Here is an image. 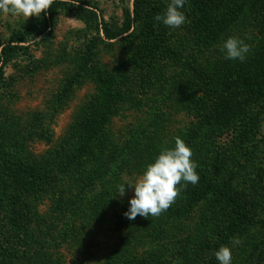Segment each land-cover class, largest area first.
Masks as SVG:
<instances>
[{
  "label": "rangeland",
  "instance_id": "374dc122",
  "mask_svg": "<svg viewBox=\"0 0 264 264\" xmlns=\"http://www.w3.org/2000/svg\"><path fill=\"white\" fill-rule=\"evenodd\" d=\"M243 1L236 19L204 49L185 0L178 10L186 22L169 28L157 21L161 40L143 52V20L132 19L128 31L109 40L101 30V22L109 31L125 25L123 9L131 0H70L57 9L42 40L8 59L0 89V146L8 152H0V264H219L214 253L221 245L230 248L231 264H264V98L223 92L207 99L213 113L202 118L193 116L187 101L200 95L193 80L200 83L203 77L235 73L264 80V0L214 2L227 8ZM152 2L163 15L171 0ZM27 20L1 11L0 42ZM94 36L99 38L84 66V45ZM229 36L249 45L244 61L221 52ZM140 55L154 58L153 66L146 69ZM191 65L196 70L190 71ZM107 75L115 82L121 75L124 82L122 96L111 104L104 103L100 81ZM234 109H241L245 121L207 132L216 116L230 118ZM101 117L93 139L109 144L100 147L92 139L87 160L66 165L64 154H55L62 139L72 131L75 138L89 140ZM249 125L251 139L243 142L240 133ZM138 136L142 145L135 152L131 141ZM177 136L191 148L203 176L235 190L251 223L229 227L231 210L211 196L187 207L199 185L184 182L178 185L180 196L160 216L129 220L124 215L134 192L125 183L121 197L118 187L126 178L134 181L160 147H174ZM17 152L37 170L30 189L21 185L32 208L14 225L9 196H19V188L13 189L5 172L7 159ZM10 248L14 251L7 254Z\"/></svg>",
  "mask_w": 264,
  "mask_h": 264
},
{
  "label": "trees",
  "instance_id": "16d2710c",
  "mask_svg": "<svg viewBox=\"0 0 264 264\" xmlns=\"http://www.w3.org/2000/svg\"><path fill=\"white\" fill-rule=\"evenodd\" d=\"M70 1V0H69ZM65 0H54V3L52 6L46 11L42 12L39 17L33 16L27 21H25L22 25L19 26L18 29H16L10 36L9 40L7 42H0V89L3 87V67L5 66L8 59L12 56H14L17 52L24 50L27 45L31 44L32 42H35L37 40H42L45 33L48 31V28L50 26V23L52 21L53 15L57 11V9H60L61 7L71 5L72 3ZM153 0H131L130 6L126 5L123 9L124 14V20L125 25H123L120 29L109 31L108 27L101 22V30L103 32L104 39H113L120 35L121 33H124L128 31L130 28V21L132 19H135L138 23H140L142 20L144 30H145V36L146 38L144 43L143 52L148 51L147 47H153L156 46L155 41L161 40V37L155 33V28H159V22L155 19L157 16L156 10L154 8V4L152 2ZM215 0H190V6H191V17L193 19V22L195 24L194 30H195V36L199 39L201 46L203 45L204 49H208L212 46L214 41H216L219 37V35L224 31V29L233 22L236 17L240 14L242 11L245 2L241 5L236 4L233 6H229L227 8H221L219 4H215ZM222 1V0H221ZM225 1V0H224ZM233 7L236 9L233 10ZM1 12V11H0ZM193 24V25H194ZM97 35V34H96ZM99 38L98 36H94L87 40L85 43V52L83 58V63L85 66V62H87L92 55V49L93 46ZM204 43V44H203ZM26 44V45H22ZM141 59V62L146 66V69H149V67L153 66L154 58H151V56H139ZM87 59V60H86ZM184 65V61L182 62ZM85 67H81L80 69L83 70ZM200 69V68H199ZM189 70H196V67L191 65ZM201 70V69H200ZM144 71V70H141ZM222 73H224L222 71ZM123 74V73H122ZM218 76L217 78L212 77H203L200 80V83L193 80V83L195 84V88L200 89V95L198 97H193L192 94L189 96L190 98L187 100L190 107L189 109L194 113V117L202 118L203 116L207 117L210 115L209 112V104L207 102V99L210 98H217L219 97L223 92H225L227 95L233 94V91H243L248 94H251L257 99L264 98V80L263 79H257L256 77H249V76H240L236 75H227V76ZM102 77V76H100ZM105 78V79H104ZM121 75H119L116 78V82L113 81L112 77H109V75L104 76L103 79H100L101 83H105L102 85V89L105 92V104L109 102L117 101V98L124 92V82H120ZM197 85L199 87H197ZM113 87V88H112ZM111 88V89H109ZM117 89H121V94L117 91ZM116 91V93H112V91ZM213 99V100H214ZM198 115V116H196ZM226 117L216 116L213 120V123L208 124V131L209 133H212L214 129H218L222 126H234V124L239 121H245L243 115V112H241V109L237 110H231V112ZM103 117L100 118L98 122L92 127V130L89 131L90 139L83 137V140H79L75 138L72 135V131L70 132V135L67 137H64L62 139L59 147L56 149L55 154H64L65 159H67L66 165H72L75 162L79 163V165L84 162L86 159V154L89 151L87 144L88 141L92 140L94 138V135L98 132V125L103 123ZM83 122H93V120H83ZM215 122V123H214ZM85 123V125H87ZM95 123V122H94ZM98 123V124H97ZM239 125V123H238ZM88 126V125H87ZM257 126V125H256ZM252 127L249 125L248 129L244 133H240L241 140L249 141L251 138L252 133ZM244 131V129H243ZM242 131V132H243ZM92 137V138H91ZM239 137V136H238ZM140 136L132 138L131 143L134 146V151L137 152L138 149L141 147L142 143L139 141ZM93 141L96 142L98 146L109 144L106 140H103L102 138H97V140L93 139ZM252 141V140H251ZM250 141V142H251ZM249 143V142H247ZM138 147V149H137ZM163 149V147H160L159 151ZM102 150V148H101ZM100 148L98 151H101ZM0 152L8 156V152L5 149H2L0 146ZM130 153V150H128ZM19 152L15 153L16 158L11 156L7 159L8 169L5 172V175L7 176V180L13 184V189L19 188V196L13 195L9 196V200L11 203V206L8 208L9 210V220L11 224L17 225L18 221L21 220L25 214L32 208L30 203L25 200L27 196V189H30L33 185V178H34V171L36 169L35 163H30L28 165V158H22L18 154ZM131 154V153H130ZM25 155H27L25 153ZM76 159V161H75ZM81 160V161H80ZM15 163V164H14ZM14 165V168L12 167ZM26 166V168H25ZM17 171H13V169H16ZM27 168H30L29 171ZM196 171L200 177L198 182V188L194 192L192 200L190 201L189 205L187 207H190L192 202L201 200L202 198L206 196H211L215 198L216 201L226 205L229 207L233 214V220L230 223L229 227H233L235 225H242V224H248L251 223V220L249 216L247 215L246 207L244 206L239 199V196L236 195L235 190H230L229 187H226L224 182H217L212 178H207L206 174H204L202 171H200L198 168H196ZM200 172V173H199ZM13 173V174H11ZM5 178V180H6ZM16 179V180H14ZM37 179L38 178L37 176ZM36 179V180H37ZM25 185L27 189L22 188V186ZM16 191V190H15ZM17 202V203H16ZM121 221H117L116 226L119 228ZM19 243V241H17ZM9 250V251H7ZM6 253H11L10 251H14L12 248L7 249ZM17 256V255H16ZM20 257H22L20 255ZM141 263V262H140Z\"/></svg>",
  "mask_w": 264,
  "mask_h": 264
},
{
  "label": "clouds",
  "instance_id": "9594fccd",
  "mask_svg": "<svg viewBox=\"0 0 264 264\" xmlns=\"http://www.w3.org/2000/svg\"><path fill=\"white\" fill-rule=\"evenodd\" d=\"M53 3L54 0H0V11L22 16L27 20L32 16L39 17ZM184 3L185 0H171L163 15H157L155 19L169 28H179L186 22V16L178 10ZM220 50L226 59L240 61H244L250 51L248 44L233 36L224 40ZM174 140V147L159 151L134 181L126 178L118 187L117 194L121 197L125 194V183L133 189L134 194L130 197L128 210L124 213L129 220H135L138 215L145 218L160 216L180 196L181 189L178 185L182 182L185 185L199 182L197 164L191 159V148L179 136ZM233 243L239 244L240 240L234 238ZM214 255L219 264H231L232 253L229 247L221 245Z\"/></svg>",
  "mask_w": 264,
  "mask_h": 264
}]
</instances>
